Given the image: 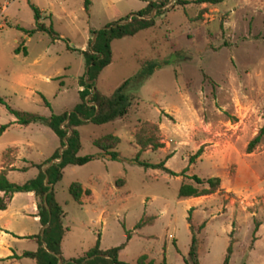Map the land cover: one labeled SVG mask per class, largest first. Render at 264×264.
Wrapping results in <instances>:
<instances>
[{
  "label": "rangeland",
  "instance_id": "obj_1",
  "mask_svg": "<svg viewBox=\"0 0 264 264\" xmlns=\"http://www.w3.org/2000/svg\"><path fill=\"white\" fill-rule=\"evenodd\" d=\"M29 3L46 16L58 38L38 30L27 35L14 27L33 25ZM143 5L144 0H89L84 10L83 0H11L0 18L7 23L0 31V96L11 108L42 116L68 112L79 101V79L89 81L80 52L88 45L89 29L129 17ZM163 8L152 25L110 41L109 62L93 80L99 92L110 94L125 78L159 64L130 88L134 97L123 116L76 126L77 154L96 152L92 138L112 133L119 138L114 150L120 158L67 167L54 183L64 223L61 256L82 255L98 237L101 249L125 241L117 253L125 262L146 253L154 264L161 257L165 264H184L191 207L197 264H221L228 243L227 264H264V131L252 150L245 149L264 123V0H167ZM18 45L25 54L21 48L13 54ZM143 60L148 64L141 65ZM147 123L156 125L153 133L162 146L146 148L138 158L164 159L174 174L130 161L137 149L134 134ZM49 132L47 147L58 142ZM199 145L201 153L189 163L188 155ZM28 155L36 153L29 150ZM32 171L12 172L8 178L22 181ZM192 174L217 176L219 188L178 197L181 182L206 185L196 184ZM116 178L123 183L115 184ZM71 181L92 188L93 197L73 201L67 191ZM140 217L152 220L134 227ZM17 220L29 224V219ZM9 243L34 247L30 239Z\"/></svg>",
  "mask_w": 264,
  "mask_h": 264
},
{
  "label": "trees",
  "instance_id": "obj_2",
  "mask_svg": "<svg viewBox=\"0 0 264 264\" xmlns=\"http://www.w3.org/2000/svg\"><path fill=\"white\" fill-rule=\"evenodd\" d=\"M145 3L142 7L133 13L125 15L122 18L111 20L104 26L98 29H89L90 37L94 33L92 42L90 37L87 39L88 45L81 49L83 56L84 66H87L85 80L79 79L78 96L79 101L76 102L72 109L68 112L63 110L58 113H50L47 116H42L36 112L26 111L11 108L3 98L0 96V103H3L6 109L13 114L15 121L21 124H26L31 121H41L46 124L58 138V148H61L65 143L66 145L61 149L55 148L50 156L40 163H31L37 167V173L21 183H16L7 180L5 177L6 168L0 169V209H3L6 202L14 191H32L35 198L36 216L40 224V229L37 233L29 235L34 237L37 246L34 250H24L21 256L32 257L35 264H154L152 258H147L146 253L139 254L134 261L125 262L117 259V252L121 249L124 242H120L114 246L105 249L98 247V237L92 246L84 250L83 254L78 257H71L65 259L60 254V239L63 234L64 228L62 226L61 216L62 210L53 196L52 184L61 178L62 168L66 164H83L93 158L104 157L107 159H119V153L114 150V147L119 141L117 135L112 133H105L92 138V144L97 148L96 152L86 153L79 155L77 150L79 148V137L76 126L85 122L91 121L94 123H102L119 118L124 115L127 107L130 105L134 92L130 88L136 87L144 79L147 78L149 73L159 64L149 65V68L138 71L136 74L122 80L110 94H103L99 92L94 84L97 73L100 69L109 62L110 59V41L114 38H119L124 35H130L141 28L148 27L154 23V16L160 14L164 8L163 5L167 0H144ZM194 3H217L221 0H192ZM175 4L186 3L187 0H173ZM89 0H83V9L87 10ZM32 16L33 25L31 27H23L15 24V27L22 30L26 34H30L35 30L46 32L51 39L58 38L59 35L53 30L51 23L46 24L40 20V13L36 6L29 3ZM153 9L151 16L146 17L150 10ZM20 47L13 48L14 52L19 51ZM21 51L25 53L24 46ZM148 64V60L141 61V65ZM93 90L91 91V89ZM47 104L46 100H43ZM5 124L0 125V130ZM152 130V131H151ZM157 130L156 125L148 124L146 129L141 132H135L134 143L137 149L130 161L140 164L143 167L161 168L167 173L174 174L172 170L164 165V159L159 162H147L138 158L139 153L146 148L156 149L162 146V142L157 138L153 131ZM264 131V123L258 128L257 132L246 143V151L252 150L253 146L259 141L260 136ZM202 151V146L199 145L193 153L188 155V162H193ZM10 148L7 147L3 151V156L9 158ZM169 156L166 155L165 157ZM57 158L56 161H50ZM50 161V162H49ZM49 162V163H48ZM48 163V164H47ZM47 164L44 168L41 165ZM18 169H25L21 166ZM46 177V182L44 178ZM196 184L205 183V186L197 187L188 182H181L177 189V196H198L206 195L214 192L219 188V178L217 176H209L200 178L194 174L190 175ZM115 184H122V178H116ZM67 191L71 198L79 202L81 193L88 194V188H82L78 181H71L67 185ZM191 207L187 209L186 221L190 230V241L187 248V255L184 258V264H197L196 263V237L192 232V223L190 219ZM152 218L148 217L144 220L140 217L134 224V227H139L146 222H151ZM47 222V223H46ZM202 224H200L201 226ZM130 232L125 231V240L129 237ZM174 244V243H173ZM230 252V244L226 246V251L221 264H227L228 254ZM158 264H165L164 257Z\"/></svg>",
  "mask_w": 264,
  "mask_h": 264
},
{
  "label": "crops",
  "instance_id": "obj_3",
  "mask_svg": "<svg viewBox=\"0 0 264 264\" xmlns=\"http://www.w3.org/2000/svg\"><path fill=\"white\" fill-rule=\"evenodd\" d=\"M4 1L5 0H0V6ZM10 2L11 0H9L8 4L4 8L0 7V18L4 11L7 9ZM45 18L46 16L41 15L40 13V20L44 21ZM6 25L7 23L4 20H0V31L4 27H6ZM27 35H25V38L27 37ZM22 46L23 45H21V47ZM19 51H13V54L16 55ZM1 124H5V126L0 130V169L6 168L5 177L7 178V180H9L8 176L12 172L23 173L28 171L30 168H33V171L30 173L31 175H29V177H25V179H23L22 181H12L16 183H21L26 179L33 177L37 173V167L35 165H31V163H40L44 159L48 158L50 154L54 151V149L57 147L58 142L56 143L55 140L51 143L49 147H47L45 141L46 139L52 137V134H50L49 132V130H52L43 122L31 121L26 124L16 122L13 114L6 109L3 103H0V125ZM52 133L54 132L52 131ZM53 135H55V133ZM7 147L10 148L9 158H5L3 156V151ZM29 150H33L36 153V156L30 158L28 155ZM99 159L107 158L98 157L93 158L91 160ZM53 160L56 161L57 158L51 159L50 161ZM46 165L47 164L41 165V168H44ZM74 165L75 164L64 165L62 168V173L64 169ZM21 166H25V169H18ZM91 176L93 175L89 174V177ZM53 186L54 183L51 186L52 191L54 189ZM81 187L87 188L83 186ZM88 189V194L81 193L79 197V202L73 199L72 200L80 204L83 200L91 199L93 197L94 192L92 188ZM1 194L2 191H0V195ZM53 196L55 200L58 201V197L55 192H53ZM17 218L29 219V224H27L24 220L18 221ZM62 226L64 227L63 221ZM39 229L40 224L36 216L35 198L32 191L12 192L6 202L5 207L3 209H0V264H23V261H26L24 260L25 258L31 259L29 260L31 262H25L24 264H35V261L32 257L21 256L20 254L24 250H34L36 248L37 242L35 238L29 235L37 233ZM16 239H30L33 241L34 247L32 249L16 248L14 245H11L9 243L10 241L14 242ZM61 253L62 250L60 247V254ZM68 258L71 257H67L66 259Z\"/></svg>",
  "mask_w": 264,
  "mask_h": 264
},
{
  "label": "water",
  "instance_id": "obj_4",
  "mask_svg": "<svg viewBox=\"0 0 264 264\" xmlns=\"http://www.w3.org/2000/svg\"><path fill=\"white\" fill-rule=\"evenodd\" d=\"M93 37H94V33L92 34V38H91V40H93ZM86 69H87V68H86ZM92 90H93V88L91 89V91H92ZM65 145H66V143H65L62 147H64ZM62 147H61V148H62ZM61 148H60V149H61ZM49 162H50V161H49ZM49 162H48V163H49ZM48 163H47V164H48ZM44 182H46V177L44 178ZM46 223H47V222H46Z\"/></svg>",
  "mask_w": 264,
  "mask_h": 264
},
{
  "label": "built area",
  "instance_id": "obj_5",
  "mask_svg": "<svg viewBox=\"0 0 264 264\" xmlns=\"http://www.w3.org/2000/svg\"><path fill=\"white\" fill-rule=\"evenodd\" d=\"M9 0H5L0 7L4 8L8 4Z\"/></svg>",
  "mask_w": 264,
  "mask_h": 264
}]
</instances>
